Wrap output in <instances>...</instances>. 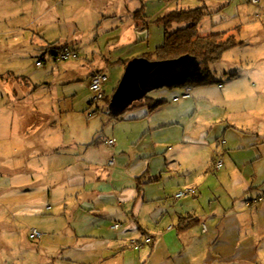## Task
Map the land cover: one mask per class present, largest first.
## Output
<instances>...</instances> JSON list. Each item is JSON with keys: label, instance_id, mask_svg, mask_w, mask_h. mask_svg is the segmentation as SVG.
Returning a JSON list of instances; mask_svg holds the SVG:
<instances>
[{"label": "crops", "instance_id": "crops-1", "mask_svg": "<svg viewBox=\"0 0 264 264\" xmlns=\"http://www.w3.org/2000/svg\"><path fill=\"white\" fill-rule=\"evenodd\" d=\"M137 7L126 10L129 23L118 40L96 54L98 60L90 65L87 85L98 72L107 73L109 80L110 68L115 69L119 81L123 71L112 66L125 67L123 61L151 52V43H156L152 41L153 24L160 12L148 17L145 3L138 0ZM117 12H113L114 17L119 15ZM73 51L77 58L78 52ZM61 53L71 50L61 49L53 60L67 62L57 59ZM77 71L69 67L65 74ZM230 75V80L238 77L237 72ZM224 87L222 84L215 92L218 102L207 98L208 89L198 86L190 89L187 99L179 98L186 86L158 91L151 99L163 101L161 106L152 112L143 103L127 109L136 111L112 125L104 140L96 138L97 132L86 126L78 130V137L65 140L62 131L61 138L56 139L58 124L54 120L46 121L41 116L38 121L27 122L26 129L33 126L30 129L38 133L30 155L45 165L38 173L43 180L40 177L27 185L30 193L44 196L30 205L29 213L38 216L54 210L57 215L41 223L43 238L32 239V247L38 252L53 249L48 255L52 264H105L116 258L123 264L126 259L143 264L148 258L154 264H177V253L168 244L171 237L200 235L204 243L214 242L213 255L200 239L199 246L178 251L185 255V264H264V201H259L264 197V90L256 89V84H251L253 89ZM175 98L179 99L174 101ZM90 105H94L91 100ZM46 110L43 115L52 116L53 107ZM193 113L199 115L203 128L196 132L181 130ZM108 138L115 140L113 147L105 144ZM101 143L111 150L93 163L90 155ZM53 156L57 162L51 167L58 165L62 169L68 156L72 157L69 162L74 160L81 171L68 172L60 184L49 183L51 171L47 163L53 161ZM111 158L115 164L108 166ZM217 160L222 161L219 170L214 168ZM83 165L87 167L84 171ZM32 172L29 167L31 178ZM182 190L190 192L173 199ZM55 191L59 197L54 203ZM114 224L119 227L114 229ZM147 237L151 241L144 243ZM30 239L25 237L21 242ZM89 241L99 242L101 249L85 251V257H93L88 262L77 261V243ZM145 245H149V252L143 249ZM64 249L71 253L64 255ZM210 255L213 260L208 259Z\"/></svg>", "mask_w": 264, "mask_h": 264}, {"label": "rangeland", "instance_id": "rangeland-1", "mask_svg": "<svg viewBox=\"0 0 264 264\" xmlns=\"http://www.w3.org/2000/svg\"><path fill=\"white\" fill-rule=\"evenodd\" d=\"M137 6L138 0H0V189H3L0 191V264L53 263L48 256L54 251L52 247V252L45 249L38 252L32 247L35 241L30 239L32 229L42 233L41 223H48L49 216L57 215L54 210L44 211L38 216L29 213L30 205L44 196L30 193L27 185L40 180L38 173L45 165L39 158L30 155L31 148L38 142V133L33 128L30 129L33 126L26 129L27 122L38 121L41 116L46 121L54 120L58 124V130L54 132L56 139L61 138L62 131L65 140L72 136L78 137V130L82 131L86 126L97 132L96 138L104 140L103 136L109 137L110 127L120 123L119 118H128L135 113L136 110H127L120 117L104 114L105 101L93 102V94L87 81L90 65L98 60L96 54L104 51L108 43L118 40L124 31L122 29L129 23L125 16L126 10L134 11ZM145 6L148 17H154L155 13L160 12L153 24L152 41L156 43H151L154 44L151 52L162 43L164 35L163 23L156 20L177 10L202 8L205 15L199 25L201 32L226 31L242 42L209 66L214 83L198 86L199 89H208L205 93L207 98L218 102L219 95H215V92L222 84L227 88L232 85L237 89H253L251 84H256V89L260 87L264 90V0H258L257 4H252L249 0H172L169 3L166 0H150L145 2ZM113 12L119 15L114 17ZM184 25L183 22L172 23L169 30H176ZM117 26L119 29H115ZM65 47L71 50L67 62L54 61L53 55ZM73 50L78 52L77 58ZM41 59L42 64L37 66L36 62ZM69 67L71 70L77 68V73L65 74ZM112 67H119L120 72L124 71L121 65ZM109 70L112 75H109L105 84L106 96L112 95L119 82L117 73L114 74L115 69ZM234 72H237L238 77L230 80V74ZM169 89L161 88L148 95L155 98L158 91ZM12 90L15 91V98L10 94ZM90 100L94 105L88 107ZM49 106L54 109L52 116H44ZM198 117L193 113L180 129L199 131L203 127L199 124ZM110 150L104 143L96 146L94 155H90L91 162H96L97 158H105V152ZM64 151L67 154L68 151ZM219 151L221 152L220 149ZM222 154H225V150ZM55 158L53 156V161L47 163V168L51 171L49 183L60 184L68 172L72 174L75 170L81 171L73 163L74 160L69 162L72 157L68 156H65L62 169L58 165L51 167L57 162ZM29 167L33 171L32 178L27 173ZM82 168L83 171L87 169L84 165ZM82 178L86 176L83 175ZM58 197L55 191L54 203ZM65 219H70V215L67 214ZM146 219L149 226H152L150 217L146 216ZM25 237L30 242H21ZM200 239L203 244L204 237L200 235L186 237L180 234L171 237L168 244L177 253V264H185V255H180L178 251L199 246ZM204 244L210 253L216 248L211 240L209 244ZM77 245L80 246L79 251L74 253L79 257L77 261L88 262L93 257H85L84 252L101 249L100 243L94 241ZM143 249L149 252V245L143 246ZM69 253L71 251L64 249V255ZM211 255L209 260L214 259ZM58 260L59 257L56 262ZM112 260L105 264H123L119 258ZM125 262L132 264L131 259H126ZM143 264L154 262L148 258Z\"/></svg>", "mask_w": 264, "mask_h": 264}, {"label": "trees", "instance_id": "trees-1", "mask_svg": "<svg viewBox=\"0 0 264 264\" xmlns=\"http://www.w3.org/2000/svg\"><path fill=\"white\" fill-rule=\"evenodd\" d=\"M139 1L145 3L147 0ZM137 13L140 14L141 11ZM204 15L205 13L202 8H196L172 11L156 20L164 25L163 41L154 51L144 54L142 57L149 60H167L189 54L195 56L201 62L203 68L201 76L186 80L176 86H186L191 89L192 87L214 83L209 71V66L219 61L229 49L242 43L241 41H237L234 35L226 31L210 33L201 32L199 25ZM181 22L185 23L183 27L176 30H169L172 23ZM127 62L128 60L123 61L124 65H126ZM114 90L115 89H113V92ZM109 100L110 96H106L105 94V104H108ZM139 103H143L147 107L148 112H152L161 106L163 101L151 99V97L147 95L142 101L134 103L130 108ZM184 220L187 221L188 219L185 218Z\"/></svg>", "mask_w": 264, "mask_h": 264}, {"label": "water", "instance_id": "water-1", "mask_svg": "<svg viewBox=\"0 0 264 264\" xmlns=\"http://www.w3.org/2000/svg\"><path fill=\"white\" fill-rule=\"evenodd\" d=\"M202 73L201 62L189 54L167 60L132 58L126 63L123 74L106 104L107 113L119 117L150 92L175 87L186 80L201 76Z\"/></svg>", "mask_w": 264, "mask_h": 264}, {"label": "built area", "instance_id": "built-area-1", "mask_svg": "<svg viewBox=\"0 0 264 264\" xmlns=\"http://www.w3.org/2000/svg\"><path fill=\"white\" fill-rule=\"evenodd\" d=\"M249 1L252 4H257L258 3V0H249ZM58 56H59L57 58L58 60H64V59L68 58L69 53H61ZM42 61H43L42 59L37 61L36 65L40 66L42 64ZM107 81H108V74L104 73V72H98V73H95V74H93L91 76V78L89 80V83H88V88L93 94V102H95V103H99V102H102V101L104 102V96H105L104 87H105V84L107 83ZM189 97H190V88L188 87L180 95L179 98L187 99ZM179 98H175L174 101H177ZM103 113L108 115L107 110H106V104H105V107L103 108ZM105 144L108 147H113L115 145V140L114 139H108V140L105 141ZM114 164H115V160H114V158H111L108 161V166H113ZM221 165H222V161L221 160H217L215 162V165H214L215 170H219ZM189 192H190L189 190L179 191L178 193H176L173 196V198L174 199H179L181 197H184V196L188 195ZM262 200L264 201V197L259 199V201H262ZM118 227H119V224H114L113 225L114 229H117ZM42 236H43L42 233L39 232L36 229H32L31 232H30V238L33 239V240H39ZM150 241H151V239L149 237H147L145 239L144 243H149Z\"/></svg>", "mask_w": 264, "mask_h": 264}]
</instances>
